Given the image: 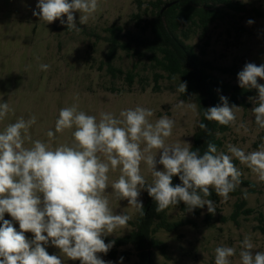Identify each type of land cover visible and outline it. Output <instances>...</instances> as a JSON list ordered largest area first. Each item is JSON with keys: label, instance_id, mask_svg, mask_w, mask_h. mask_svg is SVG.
<instances>
[{"label": "clouds", "instance_id": "clouds-1", "mask_svg": "<svg viewBox=\"0 0 264 264\" xmlns=\"http://www.w3.org/2000/svg\"><path fill=\"white\" fill-rule=\"evenodd\" d=\"M99 6V0H38L33 16L46 24L59 20L67 30L79 32L74 14L78 12L79 23L86 25ZM39 67L47 71L50 66ZM237 75L242 89L257 91L249 97L254 104L251 112L255 125L264 129V84L258 83V78L264 80V64L246 63ZM176 91L185 94L187 82L179 78ZM219 99L218 105L203 111L204 119L247 132L246 124H237L242 107L229 104L225 96ZM176 107L198 112L191 100H181ZM10 111L7 101L0 102V121ZM153 117L152 109L138 105L122 109L118 116L101 112L98 119L73 104L60 109L55 131L46 132L47 141L32 139L29 130L36 123L34 115L7 124L0 131V264H64L65 260L112 264L99 255H106L115 244L104 238L128 229L132 216L113 210L109 189L112 198L127 200L140 216L145 215L142 191L154 200L158 214L180 202L189 212L206 206L209 214H215L216 202L209 198L212 191L227 201L242 183V171L234 159L264 182V138L249 152L228 144L226 153L208 142L201 154L188 142L169 143L175 121L168 115L154 121ZM198 126L207 129L203 122ZM65 130H71L72 142L53 146L56 134ZM158 164L163 170H157ZM141 165L146 166L150 181ZM117 170L118 177L110 180L109 173ZM174 176L181 183L173 185ZM5 214L12 219H5ZM29 232L32 239L25 235ZM49 244L59 249V256L48 253ZM214 253V264H232L231 258L237 255L239 264H264V251H255L249 235L240 242L238 252L222 245Z\"/></svg>", "mask_w": 264, "mask_h": 264}, {"label": "rangeland", "instance_id": "rangeland-1", "mask_svg": "<svg viewBox=\"0 0 264 264\" xmlns=\"http://www.w3.org/2000/svg\"><path fill=\"white\" fill-rule=\"evenodd\" d=\"M153 1L99 0V9L86 25L79 23L78 12L74 14L77 27L81 28L76 32L67 30L66 23L61 24L59 20L46 24L33 16V11H38V0H0V102L7 101L12 109L0 121V131L20 117L27 120L34 115L36 123L29 130L30 135L33 140L47 141L46 132L50 129L55 131V121L63 107L76 104L80 110L99 119L101 112L118 116L122 109L139 105L154 111L153 121L163 115L175 121L169 143L182 141L192 144L198 112L180 109L176 105L181 100L196 103L194 95L177 93L179 78L176 76L174 81L167 77L156 67L145 48L132 43L129 50L118 46L113 50L109 42L110 28L120 29L116 38L119 45L128 41L129 34L141 36L133 16L138 14L142 21L150 20L152 12L148 4ZM230 1L240 3L243 11L235 12L219 5L223 19L210 25L207 37L199 39L198 33H193L185 43L212 65L211 73L216 78L239 84L237 74L246 63L264 64V0ZM63 19L66 21V17ZM248 20L254 23L249 25ZM145 36L150 37V34ZM204 42H207V47H204ZM202 49L204 55L200 54ZM40 64L50 67L42 71ZM232 66L238 72L236 75L222 74L218 70ZM127 75H130V80ZM258 83L264 84V80L258 78ZM248 101L249 107L238 113L237 120V124H246L248 131H237L235 126H228L226 131L216 132V137L222 142L220 151L227 153L228 144L245 152L253 151L264 138V129H259L254 123L251 112L254 104ZM71 142V130L57 133L52 140L53 146ZM233 162L242 171L241 179L254 185L252 191L240 185L236 189L237 195L230 194L227 201L218 197L214 201L215 214H209L206 206L198 208L197 215L193 211L181 212L178 208H170L168 221H182L184 224L171 232L159 230L155 233L154 237L166 245V256L153 250L152 264H214L216 247L231 246L238 252L245 235L252 238L255 251H264V182H258L239 161L234 159ZM141 168L150 181L146 166L141 165ZM157 170H163V166L158 164ZM118 175V170L109 173L110 180ZM108 191L113 210L126 212L132 219L128 229H118L107 237L125 236L133 230L132 223L137 213L128 206L127 200L117 201L111 197V189ZM140 200L144 202V191ZM242 200L245 205L242 210H237L236 205ZM205 216L209 217L208 223ZM5 219L12 218L5 214ZM13 224L19 230L18 222L13 221ZM25 235L33 238L30 232ZM46 250L50 255H60L59 249L51 244ZM117 250L119 255L116 259L101 258L112 264H139L130 245ZM231 259L232 264H239L238 255ZM64 264H79V261L65 260Z\"/></svg>", "mask_w": 264, "mask_h": 264}, {"label": "trees", "instance_id": "trees-1", "mask_svg": "<svg viewBox=\"0 0 264 264\" xmlns=\"http://www.w3.org/2000/svg\"><path fill=\"white\" fill-rule=\"evenodd\" d=\"M174 2L162 13L161 8L169 3ZM162 2L155 0L149 2L152 17L150 20L142 21L138 14L133 17L136 28L141 32V36L129 34L128 41L123 44H118L116 41L117 34L121 31L119 28H110L108 31L111 34L109 42L115 50L121 47L124 50H129L132 43L136 46L143 47L151 54L150 58L155 62L158 69L167 74V77L172 78L177 76L182 82H187V93L194 95L198 105V124L195 133L192 137V150L199 149L203 154L207 150L208 142L214 143L220 151L222 142L216 137L215 133L224 132L228 126H223L215 121H207L203 117V111L209 107L216 106L220 103V96L228 98L229 104H235L247 109L249 107V97L257 95L255 89H242L239 84H232L216 78L211 71L212 65L202 60L199 55L194 52L192 46L185 41L193 33H198L199 39L207 37L210 25L218 20L223 19V13L218 7L223 6L235 12L243 11V6L238 2L230 0H170ZM143 22V24H141ZM149 33L150 37L145 35ZM204 47H207V42H204ZM204 55V50L200 52ZM220 73L226 75H236L238 72L234 66L222 67L218 69ZM130 80V75H127ZM203 122L207 125L206 130L199 128V123ZM181 181L178 176L173 177V185L179 184ZM242 186L252 191L254 185L250 182L243 181ZM238 191L230 193L237 195ZM216 201L218 196L212 191L209 197ZM245 203L240 201L236 208L242 210ZM144 211L145 215L140 216L138 213L134 220L133 230L125 236L117 238L105 237V242L115 241L114 246L105 255L99 254L101 257L114 260L119 255L118 248L130 245L136 252L139 259V264H152L153 250L159 251L162 256H166V245L154 237L159 230L171 232L184 223L182 221L170 222L167 219V212L170 208L161 213H156V204L154 200L144 191ZM175 208L181 212L187 211L186 205L180 202ZM249 212V210H246ZM194 214L199 213V209L193 211ZM209 217L205 216V222L208 223ZM123 256V253L121 254Z\"/></svg>", "mask_w": 264, "mask_h": 264}, {"label": "water", "instance_id": "water-1", "mask_svg": "<svg viewBox=\"0 0 264 264\" xmlns=\"http://www.w3.org/2000/svg\"><path fill=\"white\" fill-rule=\"evenodd\" d=\"M173 4H174V2H169V3L165 4V5L161 8L160 12L162 13L164 10H166L168 7H170V6L173 5Z\"/></svg>", "mask_w": 264, "mask_h": 264}]
</instances>
